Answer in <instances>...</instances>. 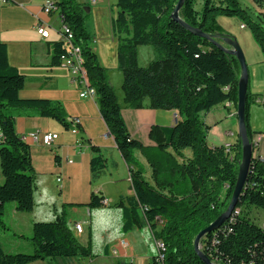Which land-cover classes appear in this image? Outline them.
I'll return each mask as SVG.
<instances>
[{"label":"trees","instance_id":"obj_1","mask_svg":"<svg viewBox=\"0 0 264 264\" xmlns=\"http://www.w3.org/2000/svg\"><path fill=\"white\" fill-rule=\"evenodd\" d=\"M53 1L54 13H59L62 25L73 34L72 43L80 50L108 132L127 165L133 166L129 171L134 196L122 197L116 205L121 212L122 232L149 227L157 245H162L163 264H204L195 252L194 241L229 206L242 159V142L238 138L228 149L225 145L209 146L210 127L202 115L227 103L237 109V59L171 19L179 0H117L118 16L112 27L118 38L125 106L172 110L180 115L174 126H156L150 131L161 157L150 160L149 181L135 156V151L147 152L148 148L132 139L127 129L108 70L101 67L91 49L92 37L80 6L75 0ZM253 1L258 9H264V0ZM219 17L237 18L249 28L264 57V22L253 20L241 0H186L180 12L182 21L213 37L216 43L224 37ZM142 46L153 47L159 57L147 68L138 64V48ZM53 53L51 66L63 64L69 54L66 43H55ZM26 82V76L10 66L7 46L0 43V167L4 177L0 184V224L4 227L2 217L8 204H15L20 213L32 212L35 204V171L29 146L15 131V110L56 120L67 130L73 127V119L69 120L61 102L22 99L20 92ZM258 98L248 92L245 125L251 142L259 133L251 129L248 110L264 96ZM186 149L191 150V157L178 162ZM91 151L92 177L96 179L107 168V159L101 149L92 147ZM102 206L104 198L92 194L88 207ZM251 209L264 212V161L258 156L253 158L244 194L231 219L201 241L202 252L214 264H264V229L249 217ZM31 243L30 254L6 253L0 243V264H70L93 258L91 248L83 247L69 227L65 212L54 222L34 223Z\"/></svg>","mask_w":264,"mask_h":264},{"label":"crops","instance_id":"obj_2","mask_svg":"<svg viewBox=\"0 0 264 264\" xmlns=\"http://www.w3.org/2000/svg\"><path fill=\"white\" fill-rule=\"evenodd\" d=\"M44 1H0V43L7 46L10 66L27 78L20 97L59 101L69 120L79 119L80 126L77 127L78 133L74 134L72 131L76 128L75 125L67 130L56 120L27 115V111L23 109L15 110V131L29 146L35 171V204L30 213H20L15 204H12L8 227L21 238L29 237L34 223L54 222L65 212L69 227L79 243L91 248L93 252V258H80L70 264H153L157 249L149 227L136 228L128 233H123L121 229V212L116 205L120 198L134 196L130 171V184H124L122 188L118 187V179L114 173L106 172L101 175L97 184L92 177V147L101 149L107 163L110 159L117 168L122 164V155L100 115L97 96L93 99L80 98L82 86L74 81L69 68L64 64L51 66L53 45L64 42V38L59 13L46 14ZM76 1L85 17V25L86 18L92 20L90 25H86V29L92 37L90 46L99 64L108 70V74L118 70V38L112 27L118 16L117 2L110 9L107 7L108 0H95L96 3L93 0ZM254 7L258 13L264 14V9H258L255 4ZM217 22L224 31V37L235 39L242 49L248 67V92L258 95L260 100L264 96V88L257 81V74L264 80V57L260 48L247 32L248 28L242 27L243 23L237 18L219 17ZM39 26L49 31L48 39L38 34ZM121 106L122 117L132 139L148 148L147 160L142 159L139 163L142 167L150 168V160L161 157L156 144L149 137L151 129L156 126L172 127L180 115L172 110L130 109L125 105ZM255 106L261 107L263 104L259 101ZM236 111L232 104L227 103L202 115L203 122L210 127L207 135L209 146L237 142L239 127ZM257 120L253 113L250 126L253 132L259 133L252 139V142L258 144L254 156L264 159V135L260 134L264 132V127L258 126L260 124H257ZM36 131L57 134L58 140L51 146L33 142L29 135ZM190 157L191 154L177 160L181 163ZM106 170L108 169L103 171ZM3 182L0 167V184ZM110 188L114 191L111 192ZM92 194L102 196L104 206L91 210L88 204ZM76 223L83 224L81 234L74 230ZM32 264L49 263L38 261Z\"/></svg>","mask_w":264,"mask_h":264},{"label":"rangeland","instance_id":"obj_3","mask_svg":"<svg viewBox=\"0 0 264 264\" xmlns=\"http://www.w3.org/2000/svg\"><path fill=\"white\" fill-rule=\"evenodd\" d=\"M76 1V0H75ZM117 0H108L109 5L108 8L112 9L115 7V3ZM77 3V1H76ZM78 4V3H77ZM241 4L244 9L248 10L250 16L255 20L256 22H260L261 20L264 22V14H260L255 10L254 3L252 0H241ZM87 15V14H85ZM231 18V17H226ZM91 19L86 18V25L91 24ZM247 32L251 35V31L248 28ZM252 36V35H251ZM253 38V37H252ZM159 57L155 51V49L151 46H142L138 48V64L142 68H147L150 63L157 60ZM110 75V81L112 84V87L114 88V91L118 97V102L120 105L124 104V93L122 91V83H123V74L118 69L115 71H111L109 73ZM257 81L261 83V87L264 88V80L260 78V75L257 74ZM261 81V82H260ZM264 90V89H263ZM249 113V119L252 118L253 113L257 116V124H260L258 126L264 127V106L257 107L255 105H251L248 110ZM264 129V128H263ZM150 137V134H149ZM151 139V138H150ZM185 154H183L186 158V155L191 154L190 149H186L183 151ZM135 156L138 161H141L142 159L147 160L146 152L143 151H135ZM121 166V167H120ZM118 168L116 167L115 163L112 160H108L107 163V169L105 172H101V174L98 175V177L95 179V183H99L100 176L106 174V172L114 173L115 176L118 179V187L122 188L124 184L128 185L129 181V167L124 158L122 157V164ZM144 173L146 178L149 181H152V170L151 168L143 167ZM111 192L114 191L113 188H110ZM125 191V190H124ZM125 193V192H124ZM13 203H10L6 206V211L4 213V216L2 217V222L6 225L0 224V243L6 253L9 254H17V253H27L30 254L33 251L32 243H31V236L21 238L18 235L15 234L14 231L9 229V218L11 216L10 210ZM249 217L251 220L260 228L264 229V212L261 210L251 209L249 210ZM7 228V229H6Z\"/></svg>","mask_w":264,"mask_h":264},{"label":"water","instance_id":"obj_4","mask_svg":"<svg viewBox=\"0 0 264 264\" xmlns=\"http://www.w3.org/2000/svg\"><path fill=\"white\" fill-rule=\"evenodd\" d=\"M185 1L186 0L178 1L175 9L172 12L171 19L175 22H178L185 30L189 31L191 34L199 38L208 39L210 42L216 44L217 47L224 51L227 55L235 57L239 63L241 70V76L239 77L238 81V104L236 109V116L239 127L238 136L242 142V159L239 165L237 181L227 210L208 228L200 232L194 241V249L200 260L204 262V264H214L212 260L202 252L201 241L208 234L219 230L228 220L231 219L233 212L237 208L240 198L244 194V190L250 174L252 161L254 158V146L248 137L245 125L246 103L249 86L248 67L244 53L235 39L223 37L222 43H216L213 37L204 34L200 29L193 28L182 21V19L180 18V12L184 6Z\"/></svg>","mask_w":264,"mask_h":264},{"label":"built area","instance_id":"obj_5","mask_svg":"<svg viewBox=\"0 0 264 264\" xmlns=\"http://www.w3.org/2000/svg\"><path fill=\"white\" fill-rule=\"evenodd\" d=\"M1 2H6V0H0ZM93 3H96L95 0H93ZM1 10V8H0ZM57 9L55 7V3L53 0H45L44 1V12L48 15L56 12ZM62 21V19H61ZM245 27V26H242ZM37 32L42 38L48 39L49 38V31L45 29L43 26H39L37 28ZM61 33L64 38V42L66 43L67 49H68V56L63 58V64L66 65L72 75V78L74 81L78 82L82 86V90L80 92V98L82 99H93L95 96H97L96 91H94V88H92L89 85L87 75L84 69V60L79 54L78 47L75 46L72 43L73 40V34L70 31V29L62 25ZM262 104H264V98L260 101ZM73 125L76 126V128L72 131L74 134L78 133L77 127L80 126V120L79 119H73ZM26 138H24L25 140ZM29 139H31L33 142L36 143H42L45 146H51L56 140H58L57 134H50V133H42L41 131H36L29 135ZM3 142V135L0 133V146ZM259 142V140H258ZM231 144H226V148H230ZM257 143L253 142L254 150L257 148ZM264 161V159H261ZM74 230L77 234H81L83 231V224L76 223L74 224ZM155 245L157 249V254L155 257V264H163V255H161V247L157 245V241L155 240Z\"/></svg>","mask_w":264,"mask_h":264},{"label":"bare ground","instance_id":"obj_6","mask_svg":"<svg viewBox=\"0 0 264 264\" xmlns=\"http://www.w3.org/2000/svg\"><path fill=\"white\" fill-rule=\"evenodd\" d=\"M78 50H79V49H78ZM79 54H81V53H80V50H79ZM94 91H95V89H94ZM160 247H162V245H160ZM163 262H164V256H163Z\"/></svg>","mask_w":264,"mask_h":264}]
</instances>
